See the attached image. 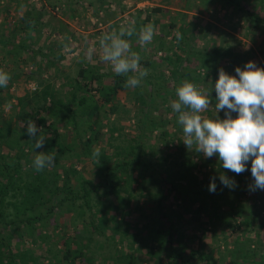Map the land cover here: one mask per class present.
<instances>
[{
    "label": "trees",
    "instance_id": "1",
    "mask_svg": "<svg viewBox=\"0 0 264 264\" xmlns=\"http://www.w3.org/2000/svg\"><path fill=\"white\" fill-rule=\"evenodd\" d=\"M212 1L205 0L206 6ZM218 1L253 24L255 33H264V18L247 10L242 0ZM41 18L38 12H25L24 34L37 29ZM151 18L148 14L118 31L119 43L127 48L124 67L101 72L84 66L60 84L37 79L33 71L27 75L30 82L40 81L38 87L17 97V108L11 85L6 89L0 81V264H264V243L247 240L264 219L252 209L244 215L239 206L252 189L250 180L264 190V67L259 78L245 71L240 52L231 46L198 48L200 37L189 21L171 23L172 40L158 37L149 52L142 29ZM200 30L201 39L220 31L211 23ZM18 38L0 37L3 61L18 55L22 67L31 53L37 68L46 64L45 72L59 71L53 48L34 50L27 36ZM140 39L144 46L135 44ZM159 53L164 54L156 60ZM227 61L229 68L223 65ZM123 95L137 111L136 134L123 136L125 127L118 126L128 113L120 101ZM178 101L177 114L168 117ZM165 106L168 114L161 119L158 113ZM202 108L210 118L200 126V140L177 139L185 132L196 135L191 113ZM169 124L179 126L176 133L168 130ZM107 135L111 139L105 143ZM110 145L113 153L105 151ZM208 146L206 155L201 148ZM74 156L83 162L82 170L63 163ZM170 197L183 209L180 218L187 213L196 220L207 213L203 236L208 225L222 234L245 227L243 234L236 235L232 248L227 242L211 249L204 242L187 245L174 213L168 212ZM147 202H152L150 208ZM136 212L139 221L131 219ZM64 214L68 222L55 225ZM71 229L79 235H70Z\"/></svg>",
    "mask_w": 264,
    "mask_h": 264
},
{
    "label": "rangeland",
    "instance_id": "2",
    "mask_svg": "<svg viewBox=\"0 0 264 264\" xmlns=\"http://www.w3.org/2000/svg\"><path fill=\"white\" fill-rule=\"evenodd\" d=\"M106 2L107 3L103 5L100 0H0V37L5 34L6 38L14 37V40H16L17 37L20 39L22 35L27 36L28 43L32 45L34 50L42 48L47 52L49 48H53L52 56L55 57L56 62L59 64L57 68L59 71L52 68L50 71L45 72V70L48 69V67L45 66L46 64H44V67L42 66L41 69L37 68L32 60V54L28 53L27 56H25L27 59L26 63L23 64L22 67H19L18 62L20 58L18 55H12V57L6 56L5 60H2L6 52L2 49L3 46L0 45V81H4L1 83V87L6 88V86L11 85L9 89L13 97H15L12 101L14 107L17 105V97L24 96L25 94H32L37 89V83L40 81L30 82L27 75L31 74L33 71L38 72L35 76L37 79L42 78V80L46 82H57V84H60L59 81H61V83L66 81V75L76 76L79 69L84 66H95L101 72L114 71L117 65L124 67L122 59L127 53V48L124 43H119L118 39L120 33L118 31L121 28L125 30H127L126 28L130 29L138 21L145 20L148 14H151L152 18L150 22H147L143 27L142 37L146 38L145 44L149 42V47L151 46L150 48L147 47V49L149 48V52H151L153 46L155 47L158 45V37H165L167 42L172 40V36H174L175 33L170 29L171 23H184V21H189L194 25L195 35L200 37V40H198L199 45H197L198 48L204 44H207L209 47L211 45L231 46L232 49L240 52L247 66L245 71L254 73L257 75L256 77L259 78L261 76V68L264 67V33L261 31L255 33L253 31V24L236 15L237 13L231 8H223V4L218 0L212 1L213 4L207 6L206 4L208 3H206L205 0H106ZM242 5L247 10L264 18V0H242ZM156 8H160L162 11L160 13L152 12V10ZM197 8H200L202 12H199ZM29 10L38 12V14L40 13L42 18L40 26L35 30H30L28 34L25 35L24 30L21 29V18L25 12ZM187 15L188 17H186ZM207 23L217 25L220 31L214 32L209 38L201 39L200 28ZM143 43L144 39H140L135 44L144 46ZM163 54L164 53H159L156 60H159V57ZM36 62L42 65V58L37 57ZM223 65L229 68L231 62H223ZM133 67L132 73L137 72L138 68L136 66ZM228 71L230 70H224L226 74ZM15 73L18 74L17 77H15ZM221 80L223 81L225 78ZM222 81L218 83L219 87L222 86ZM230 82L237 84L236 80H230ZM120 101L128 113L121 115L122 119H118V126L121 125L125 127L122 133L123 136H125L124 134L127 132L128 134L129 132L130 134H136L133 116L137 111L134 109L132 101L127 99L125 95H123ZM174 104L175 105L171 109L173 113L168 115L170 118L177 114L179 109V101ZM16 108L14 110H16ZM165 108L166 106L159 112L160 114L158 113L159 117L162 113L164 115L168 114ZM11 110L12 108L7 107L5 109L6 114L10 115ZM153 110V116H156L157 111L155 112ZM191 114L195 117L196 125L194 131L196 135L193 137L185 132V135L181 137L177 136V139L183 138V140H185L187 138L189 140L187 143L200 140V130L202 129L200 126L207 120L209 121L210 118L207 110L203 108ZM188 116L187 113H184V119H187ZM249 116L250 115H248L247 118H253L252 115ZM160 118L163 119L162 117ZM210 124L214 125L213 123ZM19 125L24 126L22 123ZM171 125L172 124H169L168 130L176 133L179 126L177 125L176 128L173 127L172 129L170 128ZM155 135H157V132H155L153 136ZM15 136L18 138L22 137L21 134L16 135V133ZM15 136L12 140L15 139ZM110 139V136L107 135L105 143H108ZM112 144L114 145L115 142ZM113 145L105 148V151L113 153L115 150V148H112ZM190 150L194 151L193 148ZM77 151L79 153L80 150L77 149ZM201 151L207 155L211 151V146L207 148L203 147ZM63 163L66 164V167L76 168V170H82L84 165L82 161H77L75 156L73 160L63 161ZM198 164L200 166V162ZM85 173H89V167H87ZM198 173L202 176L199 171ZM71 179H75L74 176L71 177ZM249 186L252 189L242 198L239 206L244 207V215H247V210L252 209L257 212L259 218L262 217L264 219V190L262 187L255 186L251 180L249 181ZM135 187L137 193L140 192V189L136 185ZM166 202L168 212L174 213L177 228L186 237V244H191L192 247L199 246L204 242L208 244L211 249L218 246H225V242H227L229 247L232 248L236 235H242L245 229V227H242L240 230H232V232L229 231L225 234H222L221 230H216L215 236V232L213 233L208 225L207 229L209 231L203 236L204 230L201 226L208 222V215L206 212L196 220H193L192 215L183 213L182 219L179 217V212H182L183 209L178 207V203L171 197ZM135 204L136 202H134L133 206H135ZM144 204L146 208L152 206V202ZM131 219L139 221V214L137 212L134 213ZM67 220L68 218L64 214L58 217L55 221L56 224H54L61 226ZM59 228L62 230L61 227ZM69 234L79 235V232L71 229ZM229 234H232V237L229 236ZM194 235H196V237H193ZM247 236V240H249L248 243H264V226L257 232L249 231ZM120 249L124 250V246H121ZM145 264L153 263L152 261H146Z\"/></svg>",
    "mask_w": 264,
    "mask_h": 264
}]
</instances>
